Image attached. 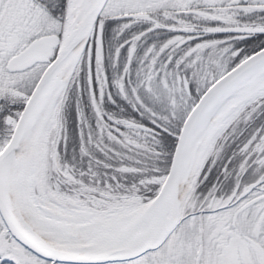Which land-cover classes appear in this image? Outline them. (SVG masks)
<instances>
[{"label":"snow or ice","instance_id":"snow-or-ice-1","mask_svg":"<svg viewBox=\"0 0 264 264\" xmlns=\"http://www.w3.org/2000/svg\"><path fill=\"white\" fill-rule=\"evenodd\" d=\"M0 264H264V0H0Z\"/></svg>","mask_w":264,"mask_h":264}]
</instances>
